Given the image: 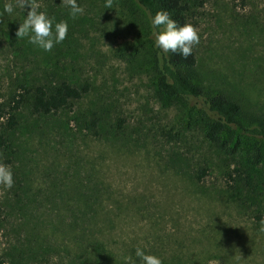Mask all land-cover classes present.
Listing matches in <instances>:
<instances>
[{"label":"rangeland","instance_id":"rangeland-1","mask_svg":"<svg viewBox=\"0 0 264 264\" xmlns=\"http://www.w3.org/2000/svg\"><path fill=\"white\" fill-rule=\"evenodd\" d=\"M5 3L13 12L0 16V105L24 85L89 91L49 115L35 114L28 95L6 131L0 163L14 183L0 185V256L123 264L139 247L163 264H264V142L235 132L215 144L189 107L162 101L142 68L141 23L132 25L121 0L112 9L77 0L76 18L61 0H38V10L69 24L47 52L16 37L29 9L0 0V10ZM190 23L200 35L198 82L263 122L264 0H206Z\"/></svg>","mask_w":264,"mask_h":264},{"label":"trees","instance_id":"trees-1","mask_svg":"<svg viewBox=\"0 0 264 264\" xmlns=\"http://www.w3.org/2000/svg\"><path fill=\"white\" fill-rule=\"evenodd\" d=\"M206 0H121L130 11L132 25L141 23L137 40L139 48L146 50L143 67L147 68L156 81L159 97L167 104L181 102L206 123V137L220 144L224 136L239 132L245 138L264 142V121L248 122L240 105L221 92H209L202 86L195 73L197 56L192 49L187 58L175 53L164 54L154 46V30L150 18L158 11H167L179 24L190 23V15L196 8L204 6ZM135 54H142L136 50ZM11 97L7 105H0V148L8 147L6 131L18 126L17 113L22 109L28 95H32V111L35 114L49 115L66 108L73 101L81 99L89 91L88 86L76 87L68 82L57 86H36ZM8 107V108H7ZM7 108V109H5ZM0 264L8 263L0 256Z\"/></svg>","mask_w":264,"mask_h":264},{"label":"clouds","instance_id":"clouds-1","mask_svg":"<svg viewBox=\"0 0 264 264\" xmlns=\"http://www.w3.org/2000/svg\"><path fill=\"white\" fill-rule=\"evenodd\" d=\"M19 7L29 9L19 24L16 37H27L30 44L42 49L51 51L54 45H58L65 40L68 33L69 24L65 19L56 21L55 16H50L47 11L38 10V0H16ZM68 8V15L76 18L83 14L84 8L77 3V0H61ZM105 9L113 8V0H104ZM13 12L11 3H5L0 16ZM151 27L154 30V46L162 53L169 52L187 58L192 53L194 45L199 44L200 35L198 28L192 23L185 22L179 24L172 19L167 11H158L150 18ZM14 183L13 171L10 165L0 163V185L4 188H11ZM259 231L264 232V218H261ZM131 255L123 256V264H163V260L156 254H150L146 250L137 247Z\"/></svg>","mask_w":264,"mask_h":264}]
</instances>
